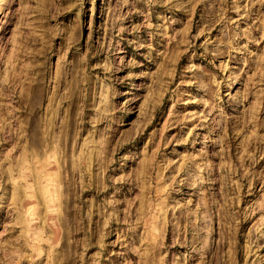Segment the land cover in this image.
Returning a JSON list of instances; mask_svg holds the SVG:
<instances>
[{"label":"rangeland","instance_id":"obj_1","mask_svg":"<svg viewBox=\"0 0 264 264\" xmlns=\"http://www.w3.org/2000/svg\"><path fill=\"white\" fill-rule=\"evenodd\" d=\"M0 264H264V0H0Z\"/></svg>","mask_w":264,"mask_h":264}]
</instances>
